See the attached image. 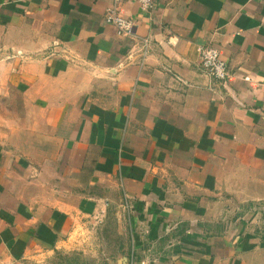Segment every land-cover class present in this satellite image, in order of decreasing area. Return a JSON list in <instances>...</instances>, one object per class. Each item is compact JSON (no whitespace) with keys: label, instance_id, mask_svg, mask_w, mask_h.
I'll return each instance as SVG.
<instances>
[{"label":"crops","instance_id":"0c3cea01","mask_svg":"<svg viewBox=\"0 0 264 264\" xmlns=\"http://www.w3.org/2000/svg\"><path fill=\"white\" fill-rule=\"evenodd\" d=\"M112 2L0 0V264H264V0Z\"/></svg>","mask_w":264,"mask_h":264},{"label":"built area","instance_id":"2783aa9c","mask_svg":"<svg viewBox=\"0 0 264 264\" xmlns=\"http://www.w3.org/2000/svg\"><path fill=\"white\" fill-rule=\"evenodd\" d=\"M146 9H153L155 0H136ZM123 0H113L112 5L106 10L105 19L113 24L118 32L126 36H135L136 22L133 18L124 16L121 13L120 5ZM141 55L145 58L148 51V40L142 39ZM201 65L204 72L213 77L225 80L228 77V67L225 60L221 57L220 49L215 44L200 46L198 48Z\"/></svg>","mask_w":264,"mask_h":264}]
</instances>
